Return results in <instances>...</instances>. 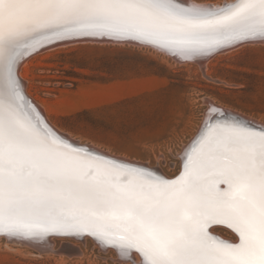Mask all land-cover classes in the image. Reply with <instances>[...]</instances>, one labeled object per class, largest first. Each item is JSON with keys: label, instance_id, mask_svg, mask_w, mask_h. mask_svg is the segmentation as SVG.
<instances>
[{"label": "snow or ice", "instance_id": "obj_1", "mask_svg": "<svg viewBox=\"0 0 264 264\" xmlns=\"http://www.w3.org/2000/svg\"><path fill=\"white\" fill-rule=\"evenodd\" d=\"M85 38L211 55L264 43V0H0V235H88L117 264H264V125L209 101L175 178L70 142L26 96L19 67Z\"/></svg>", "mask_w": 264, "mask_h": 264}, {"label": "rangeland", "instance_id": "obj_2", "mask_svg": "<svg viewBox=\"0 0 264 264\" xmlns=\"http://www.w3.org/2000/svg\"><path fill=\"white\" fill-rule=\"evenodd\" d=\"M29 56L22 70L25 93L53 125L81 144L142 160L167 175L180 169L179 152L202 124L206 96L264 123V43L213 55L207 68L212 79L194 61L129 42L80 41ZM215 231L235 239L225 227ZM54 238L58 250L39 251L0 235V264H117V253L90 237ZM64 239L84 253L63 252Z\"/></svg>", "mask_w": 264, "mask_h": 264}, {"label": "bare ground", "instance_id": "obj_3", "mask_svg": "<svg viewBox=\"0 0 264 264\" xmlns=\"http://www.w3.org/2000/svg\"><path fill=\"white\" fill-rule=\"evenodd\" d=\"M183 2H185V3H187V4H211V5H213V6H219V5H222V4H224V3H226V2H231V0H225V1H223V3H218V2H221V1H209V0H183ZM84 42V41H93V42H113V43H125V42H129V43H132V42H134L133 44H140V45H147V44H143V43H140V42H135V41H123V42H117V41H114V40H110V39H108V38H103V39H101V38H85V39H82V40H69V41H65V42H62V43H58V44H53V45H51V46H49V47H46V48H53V47H55V46H58V45H62V44H66V43H73V42ZM256 43H260V42H256ZM148 46H151V47H153V48H155L156 50H159V51H162V52H164V53H166L167 55H169V56H173V54H171V53H168V52H166V51H164V50H161V49H159L158 47H155V46H152V45H148ZM237 47V46H236ZM46 48H41V49H39L38 51H35V52H33V53H36V52H39V51H42V50H44V49H46ZM231 48H234V47H230V48H226V49H223V50H219V51H217V52H215V53H213V54H211V55H209L208 57H206V59H204V60H193V59H190V60H185V61H181V62H187V61H191V62H196V63H198L200 66H201V68H202V70H203V72L205 73V75L207 76V77H209V78H211L212 79V76L208 73V70H207V68H208V63H209V60L212 58V56L213 55H215V54H217V53H219V52H223V51H226V50H229V49H231ZM33 53H31V54H33ZM30 54V55H31ZM30 57V56H29ZM176 60H180V59H177L176 57H174ZM28 59V56H26L24 59H23V61H22V64H21V66L19 67V78H20V80L23 82V84L25 83L24 82V78H25V76L27 75V73H23L22 72V70L23 69H25V67H26V63H27V60ZM26 70V69H25ZM214 79V78H213ZM219 79V78H218ZM217 79V80H218ZM224 82V81H223ZM222 82V83H223ZM24 91H26L25 90V87H24ZM28 94V93H27ZM27 96V95H26ZM30 97V96H29ZM28 97V98H29ZM30 99V101L35 105V106H37V110L40 112V114H41V116L44 118V120L47 122V124L53 129V130H55V131H57V132H59V133H61L64 137H66L67 139H69V141L70 142H73V143H76V144H78V145H82V146H88V145H84V144H81V143H79L78 141H76V140H74V139H72L71 137H69L68 136V134H67V132H66V134H64L63 133V131H61L60 129H59V127L57 128L55 125H53L54 123L51 121V119L50 118H48V115H47V117L44 115V112H43V108L41 107V106H39L38 104H37V102H34L35 100H32L31 98H29ZM206 103H207V105H208V102L210 101L211 102V104L212 105H214V106H218L220 109H222V110H227L228 112H231V113H234V114H238L239 116H241V117H244V118H246L248 121H251V122H253V123H255V124H258L259 126H262V125H264V123L263 122H261L259 119L257 120V119H254L252 116H248V115H246V114H243L242 112H238V110H231L230 108L228 109V108H226L225 106H223V105H221V104H218V102H216L213 98H211V97H208V96H206ZM221 105V106H220ZM208 107V106H207ZM53 123V124H52ZM200 128H201V126L199 127V129L197 130V133H195L196 135L198 134V132H199V130H200ZM70 134V133H69ZM196 135L194 136V137H196ZM193 137V138H194ZM193 138L190 140V142H188V143H186V144H184V147H183V149H182V151L181 152H179V157H180V159L182 160V155H183V153H184V151H185V149H186V147L187 146H189L190 144H191V142H192V140H193ZM80 140V139H79ZM95 146V145H94ZM98 146H100V145H98ZM93 150H97V151H99L100 153H103V154H106L107 156H109V157H111V158H118V159H120V160H122V161H126V162H132V163H134V164H136V165H139V166H146V167H149V168H151V169H153V170H155L156 172H157V174H160V175H163L164 177H166V178H172V177H174V176H176L181 170H182V162H181V165H180V169H179V171L175 174V175H167V174H164V173H162L161 172V170H160V168L158 169L157 167H151V166H148V165H145L144 164V162L142 163L141 161H136V160H129L130 158H127V159H124L123 157H120V156H116V155H112V154H109V153H107V152H103V151H101L102 150V148H101V150H99V149H96V148H94V147H92V146H90ZM105 151V150H104ZM110 152V151H109ZM111 153V152H110ZM180 160V161H181ZM148 163V162H147ZM216 227H218V226H213L212 227V229H210L214 234H217V235H219V237H221V238H224V236H222V234H220V233H218V232H216L215 231V228ZM222 227H225V228H227L226 226H222ZM228 229V228H227ZM228 230H230V229H228ZM231 231V230H230ZM232 232V231H231ZM234 234V233H233ZM8 237V236H7ZM90 236H88V235H84V236H82V237H76V239L78 238V239H81V238H86V239H88ZM9 239H16V240H18V241H23V242H26V243H28V244H30V245H33V246H35L39 251H48V250H52V251H56V250H58L57 249V246H55V238H54V236H50V237H48V238H46L45 240H43V241H40V240H33V239H28V238H24V237H8ZM90 238H92V237H90ZM93 239V238H92ZM225 239H227V240H232V239H229V238H225ZM236 239V238H235ZM235 239H233V240H235ZM94 240V239H93ZM96 242V241H95ZM97 243V242H96ZM97 245L99 246V247H101L102 249H104L102 246H100L98 243H97ZM61 249H62V251L63 252H69V253H73V254H83L84 253V250H83V248H82V246H80L78 243H76V242H74V241H71V240H67V239H64V243H63V245H62V247H61ZM110 249V248H109ZM104 250H107V249H104ZM137 259H139L138 257H137Z\"/></svg>", "mask_w": 264, "mask_h": 264}, {"label": "water", "instance_id": "obj_4", "mask_svg": "<svg viewBox=\"0 0 264 264\" xmlns=\"http://www.w3.org/2000/svg\"><path fill=\"white\" fill-rule=\"evenodd\" d=\"M132 43H134V42H132ZM209 55H204V56H199V57H196V58H192L193 60H204V59H206V57H208ZM172 57H176L177 59H180L179 61H185V60H190V59H184V58H182V57H178V56H175V55H173ZM231 113V112H230ZM255 124V123H254ZM257 127H259V125L258 124H255ZM57 132V131H56ZM58 134H61V133H59V132H57ZM62 135V134H61ZM63 136V135H62ZM197 136V135H196ZM64 137V136H63ZM64 138H66V137H64ZM67 139V138H66ZM69 140V139H68ZM82 146V145H81ZM109 157V156H108ZM126 162V161H125ZM180 173V172H179ZM179 173L177 174V175H179ZM176 175V176H177ZM176 176H174V177H172V178H175ZM233 233V232H232ZM215 235H217V234H215ZM217 236H219V235H217ZM234 236H235V234H234ZM82 237V236H81ZM221 238V237H220ZM235 238H236V236H235ZM221 239H225V238H221Z\"/></svg>", "mask_w": 264, "mask_h": 264}]
</instances>
